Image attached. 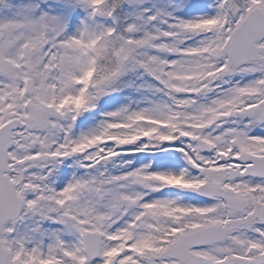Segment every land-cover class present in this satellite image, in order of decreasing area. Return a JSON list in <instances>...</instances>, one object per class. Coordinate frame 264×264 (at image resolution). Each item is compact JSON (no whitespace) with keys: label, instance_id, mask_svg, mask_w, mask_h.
Masks as SVG:
<instances>
[{"label":"snow or ice","instance_id":"6c2138e0","mask_svg":"<svg viewBox=\"0 0 264 264\" xmlns=\"http://www.w3.org/2000/svg\"><path fill=\"white\" fill-rule=\"evenodd\" d=\"M0 264H264V0H0Z\"/></svg>","mask_w":264,"mask_h":264}]
</instances>
